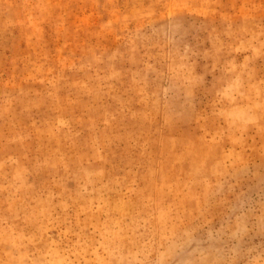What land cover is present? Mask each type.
Segmentation results:
<instances>
[{"label":"rangeland","instance_id":"1","mask_svg":"<svg viewBox=\"0 0 264 264\" xmlns=\"http://www.w3.org/2000/svg\"><path fill=\"white\" fill-rule=\"evenodd\" d=\"M0 264H264V0H0Z\"/></svg>","mask_w":264,"mask_h":264}]
</instances>
